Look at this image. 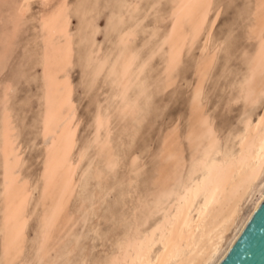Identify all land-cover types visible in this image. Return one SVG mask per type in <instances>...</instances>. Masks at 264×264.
<instances>
[{
  "label": "rangeland",
  "instance_id": "374dc122",
  "mask_svg": "<svg viewBox=\"0 0 264 264\" xmlns=\"http://www.w3.org/2000/svg\"><path fill=\"white\" fill-rule=\"evenodd\" d=\"M28 1L0 0V264H109L260 115L264 0Z\"/></svg>",
  "mask_w": 264,
  "mask_h": 264
},
{
  "label": "bare ground",
  "instance_id": "6f19581e",
  "mask_svg": "<svg viewBox=\"0 0 264 264\" xmlns=\"http://www.w3.org/2000/svg\"><path fill=\"white\" fill-rule=\"evenodd\" d=\"M29 1L23 7L20 5V12H25ZM38 1L41 6L53 2ZM52 25L55 24H51V28L54 27ZM259 46L255 59L256 66L254 65L256 71L254 72L258 75L264 71L263 40ZM252 75L253 73L250 76ZM249 79L250 88L252 78ZM247 87L243 93L244 97L249 99L251 92ZM230 152L219 159H209L210 154L205 152L204 157L202 155L196 163L187 185H183L182 191L174 196V203L170 205L168 211L166 210L167 212L165 211L161 222L149 233H144V238L127 240L128 237L124 245H121L119 257L110 258L111 261L108 263L218 264L264 197V107L255 121L248 119L244 123L243 131L236 142V149ZM57 162V159L53 160L54 166L51 169ZM198 171L201 172L198 173L199 176L195 174ZM193 175L196 177L193 178ZM200 197L201 201L198 200ZM245 199L249 205L243 213L242 204ZM197 200L200 202L194 207ZM155 245H158V250L152 256Z\"/></svg>",
  "mask_w": 264,
  "mask_h": 264
},
{
  "label": "water",
  "instance_id": "95a60500",
  "mask_svg": "<svg viewBox=\"0 0 264 264\" xmlns=\"http://www.w3.org/2000/svg\"><path fill=\"white\" fill-rule=\"evenodd\" d=\"M218 264H264V197Z\"/></svg>",
  "mask_w": 264,
  "mask_h": 264
}]
</instances>
